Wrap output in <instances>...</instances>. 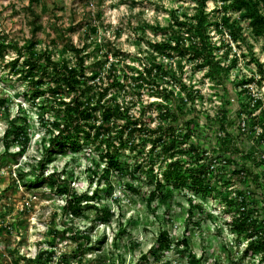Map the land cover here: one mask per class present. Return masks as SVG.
Returning a JSON list of instances; mask_svg holds the SVG:
<instances>
[{"label":"rangeland","instance_id":"1","mask_svg":"<svg viewBox=\"0 0 264 264\" xmlns=\"http://www.w3.org/2000/svg\"><path fill=\"white\" fill-rule=\"evenodd\" d=\"M256 1L264 15V0ZM200 8L199 0H0L6 42L33 40L36 51L47 48L53 61L73 65L83 56L86 80L96 84V94L106 91L92 106L100 119L82 120L78 132L65 128V146L51 149L48 139L59 132L54 122H63L74 92L41 94L56 75L39 76L25 55L3 48L0 264H41L42 249L54 251L47 264H66L64 255L68 264H264L262 253L245 250L264 233V35L255 32L246 6L206 0L212 51L206 61L193 50L155 49L162 41L174 45L175 31L192 37L182 39L186 46L199 41L176 19L196 25ZM156 61L163 70L148 72ZM115 103L137 119L123 144L106 141L100 124L104 105ZM124 123L125 116L115 114L105 125ZM164 141L182 152L169 157ZM111 159L119 165L104 172ZM176 159L183 170L200 166L209 182L197 192L192 179L176 186L173 180L170 202L160 196L148 202L156 181L166 183L167 162ZM43 176L48 179L32 184ZM67 184L77 195L97 193L82 200L80 212L65 211L61 189ZM251 196L259 202L227 207L226 198ZM100 209L111 211L107 220ZM238 215L251 224L249 236L232 228ZM183 236L188 246L178 242Z\"/></svg>","mask_w":264,"mask_h":264},{"label":"trees","instance_id":"2","mask_svg":"<svg viewBox=\"0 0 264 264\" xmlns=\"http://www.w3.org/2000/svg\"><path fill=\"white\" fill-rule=\"evenodd\" d=\"M200 2V11L196 15L197 17V23L196 25L192 23H187L184 21H180L177 17L176 23L178 25L187 26V30H195V35L199 36V41H196L195 43H192L188 46H186L184 43H182V39L192 38L190 35L184 36L181 32H174V36L172 37V40H174L175 44L172 45L171 41H162L160 43L154 44V47L156 50H162L163 48H174V49H181L186 51L193 50L195 56H203L208 59V55H205L206 52L208 54H211L212 51L207 48L208 44V36L206 34L205 29V13L203 11V8L205 6L206 0H199ZM234 2L239 6H246L249 10V15L252 16V24L253 28L256 33L263 34L264 35V15L261 13L258 2L256 0H234ZM181 30V29H180ZM7 36L0 33V53L3 51L4 47H12L18 52V56L25 55L24 63L31 69L38 68L40 70L39 76L43 75H50L54 73L56 75L55 77V84L47 87L46 89L40 91L41 94L45 91H50L54 95L61 94L62 92H74L72 98L70 101L65 102L64 109H63V122L61 121H55L54 124L58 128V134H53L48 139L49 148L53 149L54 147H64L66 144L67 139H61L62 132L65 131V128L67 130H70L72 125L76 127V132L79 131V128L81 127V121L82 120H90L93 119L94 123L98 119H100V116L94 115L92 112V106H95L96 104H101V98L105 95V88L101 91H98L97 94L95 93V85L89 83L86 80L85 77V71L83 68L84 64V57H78V62L76 65L70 64L69 61L63 60L62 62L59 61H53L51 58V53L46 48V50L39 52L35 50V44L36 42L31 40L26 42L23 45H19L17 42H6ZM78 52L81 51V49H77ZM41 58H44V62L41 61ZM208 62V61H207ZM52 68V69H50ZM154 68L163 70V63L161 61H156L153 63L150 69H148V72H151ZM139 77H144V73L140 72ZM89 92L90 95L83 98L82 95H86V93ZM38 96V94H36ZM98 95V99L95 103L91 102L93 98ZM261 101L258 102L260 104ZM115 114H119L122 116H125V122L122 125H119L120 128H118L117 125L108 124L105 125V122H110L111 119L114 117ZM87 122V121H86ZM100 124L102 127H104V133L106 135L105 140L108 142H112L115 139H118L120 141V144H123L128 133L132 134L133 130L137 129V119H132L130 115L127 114V112L122 109V105L120 103H115L113 106H107L104 105L103 111H102V117ZM22 129V128H21ZM116 129V130H115ZM116 131V132H115ZM264 134V131H263ZM19 136V134H17ZM191 136V133H185L184 139H189ZM7 143V142H6ZM155 144V143H154ZM169 142L164 141L162 148L164 150H168V156L174 157L178 152H182V149H172L170 151ZM8 145V144H7ZM156 147V144L153 145V148ZM192 150L194 151V155H192L191 160L197 162L200 159V152L196 149V145L192 144L191 146ZM119 165L117 161H114L111 159L110 165L105 168L104 172H109L110 166ZM198 165V164H195ZM204 173V177H202V173ZM163 174L166 178V183L162 182V179H158L155 183L154 188L150 191L148 202H151L152 199L157 198V196H160L161 202H170L171 197L173 195V180H175L174 184L175 186L178 185V183H186L188 178L192 179L194 188L196 191H201L199 185L203 181H207L206 177V171H202L201 167H195L192 166L191 168L186 167V169H182V162L181 159H176L171 162H167L166 167L163 171ZM48 177H38L37 179H34V184H39L40 182H43L47 180ZM209 179V178H208ZM168 182V183H167ZM209 185H207L208 187ZM132 190H135L133 187H130ZM63 193L67 194V201L65 204V211H71V212H80L82 208V200H90L93 199V197L96 195L97 191H93L92 194H89L87 192H84L82 194H75L71 193L69 184L65 185L64 188L61 189ZM259 201H256L253 199V196L250 197L249 201L245 200V198H242L240 201H235L231 198H226V204L227 207L231 208V206L234 203H238V210H240V207L242 205H247L250 203V205H254V203H257ZM199 208H202L201 204H197ZM101 212H103V215L101 218L104 220H107L109 216L111 215V211L109 209H100ZM231 209H227L228 212H230ZM254 222H257L254 220ZM262 224V220L258 221ZM232 228L236 231L237 235L244 234L245 236H249V224L247 222V219L241 217L240 215L234 216L232 221ZM161 238L166 235L165 240H167V234L165 231H160ZM85 237H88L86 235ZM162 238V239H163ZM163 239V240H164ZM181 244H186L188 246V239L187 236H183L181 240L178 241ZM169 246L170 242L167 243ZM250 248H253L254 252H260L262 253L264 257V233H261L258 239H251L245 250L248 251ZM54 251L48 250V249H42L38 255V259L41 261V258H44V261H41V264H47V255L49 257L53 256ZM66 255L61 256L62 263L68 264L66 261Z\"/></svg>","mask_w":264,"mask_h":264}]
</instances>
